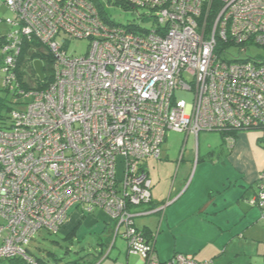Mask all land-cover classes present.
<instances>
[{
    "label": "built area",
    "instance_id": "obj_1",
    "mask_svg": "<svg viewBox=\"0 0 264 264\" xmlns=\"http://www.w3.org/2000/svg\"><path fill=\"white\" fill-rule=\"evenodd\" d=\"M98 1L102 12L89 0H3L14 18L1 37L2 88L15 96L0 131V260L44 264L24 248L40 230L62 234L80 208L115 225L108 254L120 235L141 264H208L183 254L159 261L134 210L151 202L145 162L160 159L168 132H219L230 144L235 132L264 135V62L219 50L264 49V0ZM118 6L153 26L115 25L108 13ZM73 40L88 41L84 56L68 53ZM24 42L51 60L42 79L27 80L21 64L16 74ZM256 182L247 203L263 210L264 169Z\"/></svg>",
    "mask_w": 264,
    "mask_h": 264
},
{
    "label": "crops",
    "instance_id": "obj_2",
    "mask_svg": "<svg viewBox=\"0 0 264 264\" xmlns=\"http://www.w3.org/2000/svg\"><path fill=\"white\" fill-rule=\"evenodd\" d=\"M181 135L185 141L194 136ZM231 137L232 144L224 142L227 153L221 159L196 160L194 176L181 192L165 194L151 188V203L134 210L136 218H144L170 202L159 226L181 235L183 243L163 262L183 254L198 263L264 264V209L247 203L255 196L257 176L264 169V136L242 132ZM71 214L80 218L76 212ZM143 230L152 234L148 228Z\"/></svg>",
    "mask_w": 264,
    "mask_h": 264
},
{
    "label": "rangeland",
    "instance_id": "obj_3",
    "mask_svg": "<svg viewBox=\"0 0 264 264\" xmlns=\"http://www.w3.org/2000/svg\"><path fill=\"white\" fill-rule=\"evenodd\" d=\"M0 18L13 19L14 15L5 5H1ZM108 19L115 25L133 24L141 30H150L153 26L152 22L139 18L135 11L120 6L109 10ZM0 32L2 34L7 32L5 24H0ZM0 41L1 48L2 38ZM87 49L88 41L73 40L69 45L68 53L72 56H84ZM241 49H246V53L240 52ZM26 52H29V49ZM228 54L230 59L246 60L250 58L264 62V49L253 45L231 46L228 48ZM22 58L24 59V73H26L27 80H30L32 77L28 53L26 56L22 55ZM2 78L0 72V99H4L6 95L2 90ZM174 97L175 100L184 101L186 104L193 101V94L189 92L177 91ZM7 105L10 107L9 102ZM7 116L8 112L1 109L0 127H5ZM260 134L262 133L260 132ZM224 145V140L219 132H201L197 142H195L194 136H189L185 141L184 135L168 132L161 147L160 159L157 161L148 158L145 162V171L152 183V190L156 189V191L165 194L181 192L194 176L196 160L211 163L218 158L221 159L227 153ZM182 150L183 154L181 155ZM74 212L80 218L71 214ZM161 216L162 214H153L144 218H136L135 226L140 231H143L144 228L149 229L156 239V255L163 262L164 256L173 254L175 248L180 249L183 238L179 234L176 237L169 230H165L164 224L163 227L159 226ZM109 220L101 212L87 214L80 208L72 209L62 229V234L52 235L46 230H40L34 235L32 241L24 248L27 252V258L39 260L44 264H141L138 257L127 258L125 243L120 239V235L115 240L114 248L108 254L115 233V225ZM184 241H186L185 238ZM0 264L27 263L22 260H4Z\"/></svg>",
    "mask_w": 264,
    "mask_h": 264
},
{
    "label": "trees",
    "instance_id": "obj_4",
    "mask_svg": "<svg viewBox=\"0 0 264 264\" xmlns=\"http://www.w3.org/2000/svg\"><path fill=\"white\" fill-rule=\"evenodd\" d=\"M89 1H91L95 6H96V8L99 10V11H101L102 12V7H101V5H100V3H99V1L98 0H89ZM2 5H4L3 4V0H2ZM104 14V13H103ZM4 20L5 19H2V18H0V24H5V22H4ZM6 25V24H5ZM6 27H7V31L10 29V27L8 26V25H6ZM7 33V32H6ZM5 33V34H6ZM4 33L2 34L1 32H0V38L1 37H3V35H5ZM232 45H223V46H221V49H219L220 51L221 50H226V49H228L229 47H231ZM33 48V47H35V50H30L31 48ZM21 49H20V54L18 55V57H19V61H18V67H19V70L18 71H16V74H17V76H18V78H20L21 76H22V71H21V67H20V64L21 65H23V63H24V59L22 58V55L23 56H26V54L28 53V57L30 58L29 60H30V62H29V64H30V68H31V77H32V80L35 78V71H34V67H33V63L34 62H36V61H39V62H41L42 63V74L44 73V74H46V72H48V69H47V66L50 64V62H51V60H49V59H47V58H45V56H44V54H43V52L41 51V49L43 48L42 46H39L38 44L36 45V42H32V44H30V43H28V42H24L23 44H22V46L20 47ZM223 48V49H222ZM27 49H29V52H26V50ZM26 52V53H25ZM23 71H24V65H23ZM1 72V71H0ZM11 72H13V70L11 71ZM15 72V71H14ZM2 73V72H1ZM2 76H4V74L2 73ZM32 86V82H29V83H26L25 85H24V87H26V88H29V87H31ZM38 85L36 84V87H37ZM2 90L5 92V98L4 99H0V110L1 109H5L6 110V112H8L9 110H10V107H8V105H7V103L8 102H10L11 103V101L13 100V98H14V96H15V92L14 93H10L6 88H2ZM10 106V105H9ZM7 120H8V116H7V118H6V122H7ZM6 122H5V127H0V131H2V130H4L5 128H6ZM221 134V136H222V138H223V140H224V142H225V137H226V135L224 134V133H220ZM238 133H232V134H230L231 136L233 135L234 136V138H235V136L237 135ZM264 136V135H263ZM255 193H256V191H255ZM151 203V202H150ZM149 203V204H150ZM148 204V205H149ZM144 206H146V205H144ZM140 208H142V206H140ZM152 210V209H151ZM95 212V211H94ZM144 234H145V236H147V238H148V240L149 241H152V240H154L155 238L152 236V234L150 235V234H147V232H145L144 230L142 231Z\"/></svg>",
    "mask_w": 264,
    "mask_h": 264
},
{
    "label": "water",
    "instance_id": "obj_5",
    "mask_svg": "<svg viewBox=\"0 0 264 264\" xmlns=\"http://www.w3.org/2000/svg\"><path fill=\"white\" fill-rule=\"evenodd\" d=\"M33 67H34L36 75H38L39 78L42 79L43 78V74H42V70H41L42 69L41 62H39V61L34 62L33 63Z\"/></svg>",
    "mask_w": 264,
    "mask_h": 264
},
{
    "label": "flooded vegetation",
    "instance_id": "obj_6",
    "mask_svg": "<svg viewBox=\"0 0 264 264\" xmlns=\"http://www.w3.org/2000/svg\"><path fill=\"white\" fill-rule=\"evenodd\" d=\"M166 203H167V202H166ZM166 203H165V204H166ZM165 204H164V205H165ZM164 205H162V206H164ZM160 207H161V206H160ZM139 208H140V207H139ZM157 209H159V207H158ZM156 211H157V210H156ZM156 211H155V212H152V214H161V213L156 212ZM152 214H151V215H152Z\"/></svg>",
    "mask_w": 264,
    "mask_h": 264
}]
</instances>
